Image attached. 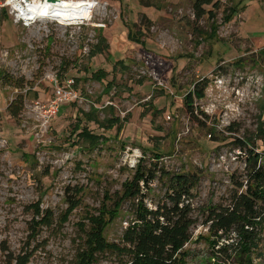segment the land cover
Masks as SVG:
<instances>
[{"label":"rangeland","instance_id":"1","mask_svg":"<svg viewBox=\"0 0 264 264\" xmlns=\"http://www.w3.org/2000/svg\"><path fill=\"white\" fill-rule=\"evenodd\" d=\"M215 1L213 21L194 17L192 0L63 1L61 20L37 18L25 26L0 0V72L26 82L19 90L0 81V264L5 248L32 251L28 264H73L78 224H86L88 211L97 213L104 196L112 205L138 160L198 178L183 264L231 263L209 245L204 221L208 206H228L236 182L246 180L249 150L264 152L258 132L264 128V0ZM232 5L238 11L225 22ZM129 32L144 45L130 41ZM100 35L105 42L93 50ZM99 70L105 76L96 79ZM54 77L72 78L77 99L46 121ZM203 79L205 95L191 115L184 97ZM18 95L23 109L14 120L6 108ZM92 108L95 121H87L80 112ZM82 128L105 140L90 147L77 136ZM150 188L145 203L154 208L161 185L155 180ZM73 195L79 205L59 226ZM37 201L51 210L53 225L31 238L30 206ZM129 211L130 203H122L105 231L108 242H120ZM260 217L253 264L264 262V212ZM121 260L105 253L96 264Z\"/></svg>","mask_w":264,"mask_h":264},{"label":"trees","instance_id":"2","mask_svg":"<svg viewBox=\"0 0 264 264\" xmlns=\"http://www.w3.org/2000/svg\"><path fill=\"white\" fill-rule=\"evenodd\" d=\"M206 6H211V9L206 10ZM218 8L219 2L215 0H192V11L197 20L207 15L208 20L213 21L215 9ZM237 8L234 5L228 8V14L224 16L225 22L231 20L238 11ZM213 23L211 25H214ZM96 38L97 44L92 47L93 50L99 49L101 43L105 42L102 36ZM128 39L134 43L141 42L132 34ZM141 43L144 45V41ZM93 53H90V57L94 56ZM102 76H105V73L101 70L93 74L96 79H101ZM0 81L2 86L19 90L26 84L23 79L18 80L4 72H0ZM111 86L112 84L109 83L106 87L109 89ZM206 86L207 80L203 79L195 83L192 90L184 97V105L191 115L194 113V101L204 98ZM23 99L22 95H18L6 108L8 115L14 120L18 119L23 109ZM96 112L97 110L92 108L88 112L80 113L87 121H95ZM259 125L264 126L262 123ZM111 126L112 124L109 125ZM258 132L261 133L260 139L264 140V128L259 129ZM77 136L88 140L90 147H95L105 140L102 136L91 134L86 128H82ZM153 156L157 161L160 159L159 154ZM247 161L250 170L247 172L246 180L242 183L236 182L237 190L231 196L229 205L208 206L204 221V225L208 227L209 239L212 238L209 245L214 247L221 242L217 253L225 256L227 261L230 259V264H253L251 249L258 246L257 234L254 231L247 232L244 227H255L256 218L264 212V152L249 150ZM157 174L159 176H156ZM155 180L161 185V194L154 208H149L145 199ZM197 185L196 175L170 173L163 167H147L138 160L131 180L122 184V192L115 197L112 205L105 204L111 197L104 196L103 204L97 213L88 211L85 215L86 224H78L82 237L73 264H96L97 257L105 253L117 254L122 258L120 264H183L188 256L184 247L190 242V231L194 226L191 200L194 198L193 190ZM79 193L80 189L75 191V194ZM124 202L130 203L131 219L123 229L120 242H108L105 231L109 224L119 218L121 204ZM66 203L67 208L59 218V226L65 223L72 211L78 207L79 200L75 197L67 198ZM258 205H261L260 212ZM30 207L34 214L30 234L33 238L38 228L53 225V213L48 209L41 210L40 201ZM232 230L241 234V239L237 242L238 251H231L233 256L229 252L232 244L221 241L226 240ZM3 253L4 259L1 264H28L32 256V251L26 248H22L18 254L5 248Z\"/></svg>","mask_w":264,"mask_h":264},{"label":"built area","instance_id":"3","mask_svg":"<svg viewBox=\"0 0 264 264\" xmlns=\"http://www.w3.org/2000/svg\"><path fill=\"white\" fill-rule=\"evenodd\" d=\"M48 0H5L6 4L8 5L9 14L13 15V18L16 22H23L25 26H27V23L23 21L22 18V9L24 8H35L38 9L42 7ZM51 82L54 85L53 89V100L50 102L48 109L45 110L44 118L46 121L54 116L59 108L63 106L66 103L74 102L77 99V95L74 91V80L72 78H65L62 82H58L57 79L54 77ZM135 164V160L132 161L131 165L133 166ZM260 216L256 218V222L260 220ZM244 230L247 232L254 231L256 234L259 231L258 225L256 224L255 227L252 226H245ZM225 238V237H224ZM241 239V234L237 231L232 230L228 235L227 239H222L221 241L224 243L232 244L233 246V240H236L235 247L229 249V252L234 250V252L238 251L239 246H237V242ZM221 245V242H219L215 247L218 250ZM252 252V249H251ZM233 253V252H231ZM252 260V259H251ZM256 261H261L260 258H257ZM253 263V261H252ZM264 263V262H262Z\"/></svg>","mask_w":264,"mask_h":264},{"label":"bare ground","instance_id":"4","mask_svg":"<svg viewBox=\"0 0 264 264\" xmlns=\"http://www.w3.org/2000/svg\"><path fill=\"white\" fill-rule=\"evenodd\" d=\"M63 1L71 2L75 0H57L54 3L47 1L42 7L38 9L24 8L22 9V12H21L23 21L30 24L31 22H34L35 19L37 18H51V19L57 18V20H61L60 19L62 18L61 15L65 11V4ZM56 22L59 23V21H56Z\"/></svg>","mask_w":264,"mask_h":264},{"label":"water","instance_id":"5","mask_svg":"<svg viewBox=\"0 0 264 264\" xmlns=\"http://www.w3.org/2000/svg\"><path fill=\"white\" fill-rule=\"evenodd\" d=\"M57 0H48V2H51V3H54L56 2Z\"/></svg>","mask_w":264,"mask_h":264}]
</instances>
